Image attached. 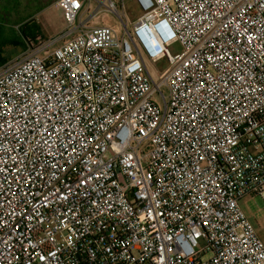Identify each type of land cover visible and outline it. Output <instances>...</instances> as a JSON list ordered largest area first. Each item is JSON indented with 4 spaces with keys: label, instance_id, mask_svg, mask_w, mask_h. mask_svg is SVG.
I'll return each instance as SVG.
<instances>
[{
    "label": "built area",
    "instance_id": "obj_1",
    "mask_svg": "<svg viewBox=\"0 0 264 264\" xmlns=\"http://www.w3.org/2000/svg\"><path fill=\"white\" fill-rule=\"evenodd\" d=\"M134 1L0 69V264H264V0Z\"/></svg>",
    "mask_w": 264,
    "mask_h": 264
},
{
    "label": "rangeland",
    "instance_id": "obj_2",
    "mask_svg": "<svg viewBox=\"0 0 264 264\" xmlns=\"http://www.w3.org/2000/svg\"><path fill=\"white\" fill-rule=\"evenodd\" d=\"M112 1L117 7V11L113 13L108 12L106 7L107 0H91L90 4L86 3L79 15V19L74 24H71L65 18L63 5L57 1L37 16L36 21L40 26L43 39L33 43L25 54L36 53L44 56L46 52H51L69 39L68 34L75 31L79 22L86 24L88 27L108 25L120 34L124 28L123 23H126L128 28L131 29L142 14L141 8L134 0ZM169 50L175 55L182 52L183 49L179 43H175ZM11 52H14L12 58H16L23 53L16 50H11ZM147 65L153 75L161 73L167 67L165 60L155 64L148 63ZM154 78L157 79L156 76ZM162 92L167 95V89H162ZM154 99L157 103L162 104V98L159 94H156ZM240 207L264 242V198L261 195L246 196L240 201Z\"/></svg>",
    "mask_w": 264,
    "mask_h": 264
},
{
    "label": "trees",
    "instance_id": "obj_3",
    "mask_svg": "<svg viewBox=\"0 0 264 264\" xmlns=\"http://www.w3.org/2000/svg\"><path fill=\"white\" fill-rule=\"evenodd\" d=\"M53 1L60 0H47L46 3L35 0L36 3L40 2L39 5L33 6L32 10L34 9L35 12L25 13L23 11V0H0V67L6 65L9 60L7 56H4L7 47H19L26 51L32 47L33 43L43 39L40 26L34 16ZM7 24L17 27L18 30L6 34L4 28Z\"/></svg>",
    "mask_w": 264,
    "mask_h": 264
},
{
    "label": "crops",
    "instance_id": "obj_4",
    "mask_svg": "<svg viewBox=\"0 0 264 264\" xmlns=\"http://www.w3.org/2000/svg\"><path fill=\"white\" fill-rule=\"evenodd\" d=\"M32 1H33V4H32ZM39 1H42V3H46L47 0H39ZM57 1H53L48 7L44 8L43 10L37 12L34 16V18L37 20V16L42 12L44 11L45 9L49 8L50 6L54 5ZM40 2L36 3L35 0H24L23 2V11L25 13H33L35 12L34 9L32 10L33 6L35 7V5H39ZM30 7V8H29ZM6 27L4 28V30L6 31L5 33L8 34V33H11L12 31L13 32H16L18 29L17 27L13 26V25H5ZM78 26V25H77ZM43 37V36H42ZM59 47V46H58ZM11 50H16L17 52H23L20 56L16 57V58H12V55L14 52H11ZM29 51L26 50V51H23L22 49H20L19 47H14V46H9L5 49V53H4V56H7L9 58L8 63H13L17 60H19L21 57H23V55H25V53ZM3 67V66H2ZM0 67V69L2 68ZM263 197V196H262ZM264 198V197H263Z\"/></svg>",
    "mask_w": 264,
    "mask_h": 264
}]
</instances>
